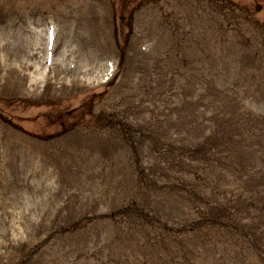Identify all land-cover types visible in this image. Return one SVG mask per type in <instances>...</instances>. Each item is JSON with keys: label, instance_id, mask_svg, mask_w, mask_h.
I'll list each match as a JSON object with an SVG mask.
<instances>
[{"label": "rangeland", "instance_id": "obj_1", "mask_svg": "<svg viewBox=\"0 0 264 264\" xmlns=\"http://www.w3.org/2000/svg\"><path fill=\"white\" fill-rule=\"evenodd\" d=\"M0 264H264V0H0Z\"/></svg>", "mask_w": 264, "mask_h": 264}]
</instances>
